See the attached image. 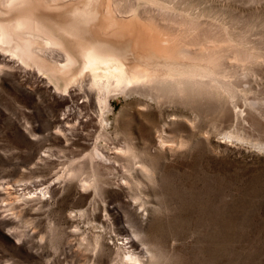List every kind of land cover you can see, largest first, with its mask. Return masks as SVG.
<instances>
[{
  "label": "rangeland",
  "instance_id": "1",
  "mask_svg": "<svg viewBox=\"0 0 264 264\" xmlns=\"http://www.w3.org/2000/svg\"><path fill=\"white\" fill-rule=\"evenodd\" d=\"M132 1L111 9L129 18ZM160 1L168 6L142 2L144 22L165 26L180 48L203 40L215 52L192 62L152 57L155 92H167L111 93L106 126L91 118L94 72L53 93L12 56L30 41L34 56L60 59L66 51L49 54L43 39L64 42L46 22L56 26L65 1L38 4L50 21L3 16L29 18L33 31L0 43V264H126L129 254L144 264H264V0ZM107 7L87 0L72 10L86 9L84 28L101 35ZM68 40L74 56L93 44ZM107 52L87 48L97 73L132 68L133 49Z\"/></svg>",
  "mask_w": 264,
  "mask_h": 264
},
{
  "label": "bare ground",
  "instance_id": "2",
  "mask_svg": "<svg viewBox=\"0 0 264 264\" xmlns=\"http://www.w3.org/2000/svg\"><path fill=\"white\" fill-rule=\"evenodd\" d=\"M42 1L48 5H52L53 3L59 5L58 3L63 0H0L1 44H8V41L14 40L15 37H20L21 39V32L30 33L29 31H33V23L30 21L31 19L25 18L24 16H13L10 17L9 20H4L2 18L5 14L9 15L14 14L16 11V13L27 11L34 13L44 21H50V16L54 17V15H52L53 13L47 12L48 9L44 10L46 12H42L41 7H38V4ZM64 1V7L68 9L64 16L56 20V26L50 25L48 22H46V24L56 31L58 36L64 37L65 43H71L68 40L69 37H88L94 46H92L93 44H87L86 47L81 46L82 48L78 51L79 54L74 56L73 54L68 53L64 42L62 43L58 39L54 38L57 36L53 37L46 35V38L43 40L45 46L50 48V50H48L49 54L59 53L57 48H62V50L67 52L62 54L59 60L49 62L40 57L34 56L35 54L30 51V48H28L30 41H26L24 47L17 46L18 48L15 50L16 52L12 54L15 59L12 57L10 58L14 59V62H16L20 68L22 67V70L25 69L26 71L28 69L26 60L31 63L32 68L29 69L36 71L39 78L45 79L48 85L52 87L53 93L60 94L63 86H67L72 82L80 84V74L84 73L85 70H91V72H94V78L92 79L93 84L90 86L89 91H93V87L97 90L96 102L98 109L93 112V115L91 114V118L94 119V122H98L101 126H106L108 124L105 116L108 112H110L111 93H113V97L119 95H124L126 97L139 95L141 97L154 100L155 96L159 93L165 94L167 92L166 89L160 90L159 92L156 90L157 93L155 92L153 82L154 80H158V77H153L149 71V67L151 66V63H153L150 60L152 57H154V59L158 62H192L199 57L203 58L204 61L205 57L208 58L210 56L207 54L212 55L214 54L213 52H215L207 47V45L211 42L203 40L197 41V43L194 44L196 50L185 46L180 48L176 46L175 41L170 38L174 37L173 32L167 30V28L163 25H156V22V24L154 22H144L143 18L138 15V9L142 2H147L149 4L153 3L163 9L168 6L167 3L163 1L137 0L138 4L136 6V10L133 11V14L129 18H120L117 14H115L118 11V7L115 9V12L111 9L112 0H101L103 8H105V5L108 6L107 8L109 12L107 13V17L104 18L100 24V29L104 32V34L101 35L96 31L89 32L86 28H84V23L81 22L84 18L81 15L82 13H86V9L79 8L72 10V6L75 2L79 3L87 0ZM132 2L135 3L134 1ZM20 4H24L22 8L14 9ZM71 10L73 13L68 15L71 13ZM87 48L92 50L94 49V53L95 50H99L100 52L103 50L110 51L107 52V56L110 57H117L116 55L119 54L124 55L127 49L131 48L134 50L133 66L129 71H123L121 67L116 66L115 63V66L117 67L115 73L99 74L96 70L102 66L98 65V62L91 61L88 58ZM100 55L102 56V54ZM20 56L23 58L20 59ZM136 63H142V67L138 69V64ZM213 75L214 78L219 76L214 72ZM145 77H151L149 84L143 83V79ZM87 98L86 102L90 105L89 107H91L93 105V97L89 95ZM69 103L71 102H69L68 99H64V106H67L68 109H70ZM69 111L70 110L67 112ZM71 114L73 113L70 112L65 114L67 120L72 119ZM119 151L123 152L124 150L121 148ZM99 154L100 152L97 153L98 157ZM87 185L88 184L86 183L83 187H87ZM44 191L45 190H42L41 193H44ZM126 264H144V262L142 261V258L141 261H139L133 255L129 254L126 255Z\"/></svg>",
  "mask_w": 264,
  "mask_h": 264
},
{
  "label": "snow or ice",
  "instance_id": "3",
  "mask_svg": "<svg viewBox=\"0 0 264 264\" xmlns=\"http://www.w3.org/2000/svg\"><path fill=\"white\" fill-rule=\"evenodd\" d=\"M257 150H260L259 148Z\"/></svg>",
  "mask_w": 264,
  "mask_h": 264
}]
</instances>
